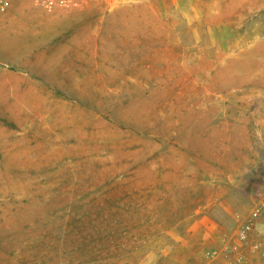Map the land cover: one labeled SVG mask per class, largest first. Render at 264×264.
I'll return each instance as SVG.
<instances>
[{
    "label": "rangeland",
    "instance_id": "obj_1",
    "mask_svg": "<svg viewBox=\"0 0 264 264\" xmlns=\"http://www.w3.org/2000/svg\"><path fill=\"white\" fill-rule=\"evenodd\" d=\"M148 2L59 52L56 114H0V264H225L263 199L264 15Z\"/></svg>",
    "mask_w": 264,
    "mask_h": 264
},
{
    "label": "crops",
    "instance_id": "obj_2",
    "mask_svg": "<svg viewBox=\"0 0 264 264\" xmlns=\"http://www.w3.org/2000/svg\"><path fill=\"white\" fill-rule=\"evenodd\" d=\"M139 5L150 6L148 0H86L80 8L43 10L32 0H11L10 7L0 13V114H56L59 52L68 54L75 38L82 40V54L98 52L103 16ZM178 5L194 21L205 14H241L249 23L264 15V0H179ZM263 52L264 35L243 49L253 57L257 54L259 61ZM255 252L244 251L241 264H254L255 258L264 264V243ZM215 261L216 257H210L207 264Z\"/></svg>",
    "mask_w": 264,
    "mask_h": 264
},
{
    "label": "built area",
    "instance_id": "obj_3",
    "mask_svg": "<svg viewBox=\"0 0 264 264\" xmlns=\"http://www.w3.org/2000/svg\"><path fill=\"white\" fill-rule=\"evenodd\" d=\"M85 0H33L35 7L43 10H54L57 8L72 9L80 8ZM11 5V0H0V13L5 12ZM264 221V197L256 205L250 214V220L243 224L235 233L231 244L225 248L229 255H225L228 264H241L244 261V251L254 252L261 247V243H252L251 236L254 234V221ZM264 223V222H263ZM211 257H218L212 254Z\"/></svg>",
    "mask_w": 264,
    "mask_h": 264
}]
</instances>
